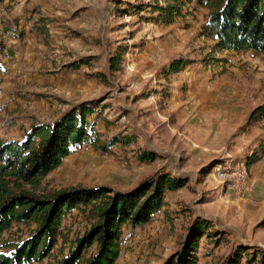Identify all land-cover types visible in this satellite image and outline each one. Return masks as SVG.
<instances>
[{"label": "rangeland", "instance_id": "obj_1", "mask_svg": "<svg viewBox=\"0 0 264 264\" xmlns=\"http://www.w3.org/2000/svg\"><path fill=\"white\" fill-rule=\"evenodd\" d=\"M181 1L171 23L155 10L165 0L0 1V137L21 140L33 124L53 123L82 103L94 107L89 138L35 194L127 191L161 172L188 179L165 192L146 224L122 228L113 264H164L197 217L215 231L200 239L197 264H226L242 243L264 249V115L255 111L264 105V57L218 47L204 32L209 9ZM122 51L112 69L110 58ZM125 136L128 144L111 143ZM140 150L157 156L141 161ZM242 171L246 182L233 188ZM95 221L89 208L72 209L50 253L30 264H56ZM36 227L12 223L0 251Z\"/></svg>", "mask_w": 264, "mask_h": 264}, {"label": "trees", "instance_id": "obj_2", "mask_svg": "<svg viewBox=\"0 0 264 264\" xmlns=\"http://www.w3.org/2000/svg\"><path fill=\"white\" fill-rule=\"evenodd\" d=\"M165 1L164 6L156 5L155 10L158 19L171 23L182 1ZM196 1L209 9L204 32L215 36L218 47L254 50L264 57V0ZM123 54L124 51L110 58L112 69H117ZM255 111L264 115V105ZM93 113V106L82 103L53 123L31 125L21 140L0 137V236L14 222L32 221L37 225L34 232L13 245L11 251H0V264H30L46 257L57 242L62 219L74 208H89L96 221L56 264H113L120 252L122 228L146 224L164 205L165 192L180 189L187 183L184 175L161 172L127 191L97 187L62 190L49 196L35 194L44 177L62 163L72 147L89 138L87 117ZM129 139L114 137L111 143L126 145ZM95 141L97 139L92 141L93 145L107 151V144L97 146ZM156 156L153 151L140 150L137 157L150 161ZM211 226L210 220L197 217L189 226L181 249L164 264H197L200 239L215 233ZM93 244L95 252L86 257L84 252ZM4 245L9 246L0 242V247ZM226 264H264V249L242 243Z\"/></svg>", "mask_w": 264, "mask_h": 264}, {"label": "built area", "instance_id": "obj_3", "mask_svg": "<svg viewBox=\"0 0 264 264\" xmlns=\"http://www.w3.org/2000/svg\"><path fill=\"white\" fill-rule=\"evenodd\" d=\"M246 179H247V175L245 171L237 172L235 178L233 179L232 187L233 188L241 187L246 182Z\"/></svg>", "mask_w": 264, "mask_h": 264}]
</instances>
